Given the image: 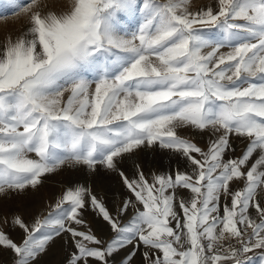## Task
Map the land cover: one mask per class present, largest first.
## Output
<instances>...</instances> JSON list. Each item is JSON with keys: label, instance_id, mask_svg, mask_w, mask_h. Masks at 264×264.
Returning a JSON list of instances; mask_svg holds the SVG:
<instances>
[{"label": "snow or ice", "instance_id": "obj_1", "mask_svg": "<svg viewBox=\"0 0 264 264\" xmlns=\"http://www.w3.org/2000/svg\"><path fill=\"white\" fill-rule=\"evenodd\" d=\"M190 3L73 0L58 14L41 11L40 0H0V16L27 20L0 46V196L35 189L66 164L115 170L116 158L155 144L191 169L152 183L121 172L143 205L125 225L82 185L31 229L14 217L22 242L0 231L13 264H36L65 232L77 249L68 264H107L137 238L145 264H254L248 253L264 249V0H215L198 11ZM178 129L215 138L205 151ZM232 136L249 142L225 160ZM85 196L116 234L106 247H90L103 242L66 224H83Z\"/></svg>", "mask_w": 264, "mask_h": 264}, {"label": "rangeland", "instance_id": "obj_2", "mask_svg": "<svg viewBox=\"0 0 264 264\" xmlns=\"http://www.w3.org/2000/svg\"><path fill=\"white\" fill-rule=\"evenodd\" d=\"M72 2L73 0H40L41 11H55L59 14L70 10ZM208 5L214 6L215 0H191L189 9L198 11ZM3 11L4 9L0 8V12ZM20 15L22 16V14ZM26 24V18H19L15 14L5 13V15L0 16V46L4 44L9 35L14 39ZM222 51H227V49H222ZM177 134L196 143L205 151H207L210 140L215 138L207 131L201 133L195 129H178ZM248 142L247 138L230 137V143L235 151L230 156L225 155L224 159L241 156ZM31 155L32 158H36L35 154ZM116 159L117 167L115 170L97 165L96 171L90 172L86 166L66 164L56 172L45 175L42 178V183L35 189L28 188L22 193L7 192L0 196V231H4L16 243H21L25 233L23 229L13 225L14 217H19L31 229L37 219L42 220L50 214H55V205L66 190L81 185L91 190V195H94L105 206L113 219L118 220L121 225H125L130 222L137 209L143 210V205L136 200L135 195L125 185L124 179L120 175L121 172L129 181L138 180L139 173L142 172L148 182L152 183L154 174H174L178 170L191 171L186 166L184 157L169 150L161 149L158 144L152 147L142 146L134 152L124 154ZM241 187H243V182L231 185L233 190H238ZM169 191L171 192V190ZM179 195L181 198H186L189 196V192L188 190H181ZM257 199L264 203V192L258 190ZM126 201H130L128 208L121 212L120 209L123 208ZM228 203L230 204V199ZM221 204L223 205V198ZM177 211L182 216V211L179 208ZM79 218L83 220V224L76 225L71 221H66V224L79 231L86 233L90 231L92 235L103 242L101 245H89L90 247H106L107 243L116 235L99 211L93 209L88 196H85V207L80 210ZM76 239L80 238L77 237ZM133 250L136 251V255L130 264H145L143 254L146 249L138 238L132 244L106 257L107 264H123L125 258ZM76 251L70 233L65 232L55 237L48 246L46 253L38 258L36 264H68L69 257ZM262 253H264V249H254L248 253V256L253 258L254 264H258ZM13 257L14 254L10 250L0 248V264H13ZM89 264H101V262L90 258Z\"/></svg>", "mask_w": 264, "mask_h": 264}, {"label": "crops", "instance_id": "obj_3", "mask_svg": "<svg viewBox=\"0 0 264 264\" xmlns=\"http://www.w3.org/2000/svg\"><path fill=\"white\" fill-rule=\"evenodd\" d=\"M258 264H260V259H259V261H258Z\"/></svg>", "mask_w": 264, "mask_h": 264}]
</instances>
